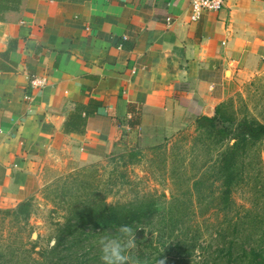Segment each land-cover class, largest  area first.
I'll return each mask as SVG.
<instances>
[{"label":"crops","instance_id":"1","mask_svg":"<svg viewBox=\"0 0 264 264\" xmlns=\"http://www.w3.org/2000/svg\"><path fill=\"white\" fill-rule=\"evenodd\" d=\"M189 15L190 0H22L5 12L0 203L23 195L42 161L107 157L131 131L120 121L129 103L141 108V137L153 145L183 119L212 117L263 68L264 0H225L198 22ZM33 77L45 86L32 89ZM78 105L85 132L65 134Z\"/></svg>","mask_w":264,"mask_h":264},{"label":"rangeland","instance_id":"2","mask_svg":"<svg viewBox=\"0 0 264 264\" xmlns=\"http://www.w3.org/2000/svg\"><path fill=\"white\" fill-rule=\"evenodd\" d=\"M224 104L229 122L217 121L218 129L235 131L244 121L264 124V66ZM183 120L180 130L160 136L153 145L142 140L139 129L127 131L107 157L84 166L58 158L34 165L24 194L5 197L0 203V241L20 238L24 245L35 241L46 245L55 234L54 223L63 222L67 215L65 203L76 201L89 188L107 197V202L133 199L137 194L164 201L161 195L165 194L167 213H176L175 220L184 217L182 221L213 229L223 220L218 153L232 140L218 142L199 119ZM247 156L241 167L244 179L231 194L230 216L240 223V240L255 245L264 236V137ZM22 205L27 206V214H18ZM203 212L207 214L200 216Z\"/></svg>","mask_w":264,"mask_h":264},{"label":"trees","instance_id":"3","mask_svg":"<svg viewBox=\"0 0 264 264\" xmlns=\"http://www.w3.org/2000/svg\"><path fill=\"white\" fill-rule=\"evenodd\" d=\"M22 0H0V21L8 11H17ZM55 2L82 3L86 0H49ZM9 53L0 54L1 70H9L4 62ZM225 102V101H224ZM221 103L212 117H200L207 127V133L218 142L231 138V144L218 153L217 175L220 179L219 201L223 209L222 219L213 229L191 222L176 219L175 214L167 213L166 195L154 198L151 194H137L133 199L107 202L94 189L76 201L65 203L67 215L63 222L54 223L55 234L47 239L46 245L34 242L24 245L23 241H0V264H102L101 240L115 236L122 225L133 229L136 247L128 253V264H264V236L255 245L241 241V226L233 221L231 194L244 179L241 167L243 159L264 137V124L257 121H244L235 131L218 129L216 122L227 121V104ZM78 105L64 125L65 134H83L86 128L85 117ZM129 117L121 119L129 130H138L142 111L134 104L127 106ZM208 135V136H209ZM22 205L18 214H27ZM214 212H211V214ZM203 212L200 216H205ZM178 217V216H177ZM179 218V217H178ZM21 225V224H20ZM206 232H210L209 240ZM17 237V235H16ZM21 240V242H20Z\"/></svg>","mask_w":264,"mask_h":264},{"label":"clouds","instance_id":"4","mask_svg":"<svg viewBox=\"0 0 264 264\" xmlns=\"http://www.w3.org/2000/svg\"><path fill=\"white\" fill-rule=\"evenodd\" d=\"M133 229L128 225H122L118 234L106 236L101 240L102 264H128V253L136 247V240L132 235Z\"/></svg>","mask_w":264,"mask_h":264},{"label":"built area","instance_id":"5","mask_svg":"<svg viewBox=\"0 0 264 264\" xmlns=\"http://www.w3.org/2000/svg\"><path fill=\"white\" fill-rule=\"evenodd\" d=\"M225 0H190V15L191 22H198L205 13H215L223 9ZM174 21L171 17L166 18V28H171ZM32 89L43 88L45 82L43 79L33 77L30 80ZM28 99V97H27Z\"/></svg>","mask_w":264,"mask_h":264}]
</instances>
